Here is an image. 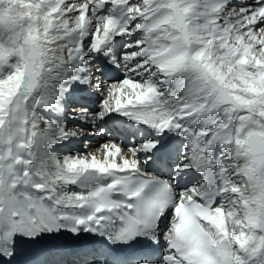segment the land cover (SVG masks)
Returning <instances> with one entry per match:
<instances>
[{
	"label": "snow or ice",
	"instance_id": "obj_1",
	"mask_svg": "<svg viewBox=\"0 0 264 264\" xmlns=\"http://www.w3.org/2000/svg\"><path fill=\"white\" fill-rule=\"evenodd\" d=\"M69 109L121 136L65 151ZM66 236L93 264H264V0H0V264Z\"/></svg>",
	"mask_w": 264,
	"mask_h": 264
},
{
	"label": "bare ground",
	"instance_id": "obj_2",
	"mask_svg": "<svg viewBox=\"0 0 264 264\" xmlns=\"http://www.w3.org/2000/svg\"><path fill=\"white\" fill-rule=\"evenodd\" d=\"M72 109H69V114L67 118V124L69 128H78V127H84L86 129V134L82 139L79 140H72L71 142L67 143L64 146V150H71L73 152L76 151H96L103 143L107 142L110 138H118L121 133H114L112 135H93L91 134V125L90 124H83L81 121L73 119L71 117ZM82 141V144H79ZM89 145V148H85V143ZM99 154V153H97ZM60 244L64 247L65 251L62 254L57 255H49V261L59 262V264H63L66 262V260L69 259V248L70 245L68 243L60 241ZM47 254H41L36 257V259H39L43 256H46ZM65 264V263H64Z\"/></svg>",
	"mask_w": 264,
	"mask_h": 264
},
{
	"label": "rangeland",
	"instance_id": "obj_3",
	"mask_svg": "<svg viewBox=\"0 0 264 264\" xmlns=\"http://www.w3.org/2000/svg\"><path fill=\"white\" fill-rule=\"evenodd\" d=\"M79 144H82V141Z\"/></svg>",
	"mask_w": 264,
	"mask_h": 264
}]
</instances>
